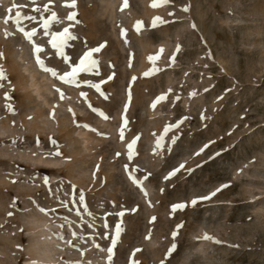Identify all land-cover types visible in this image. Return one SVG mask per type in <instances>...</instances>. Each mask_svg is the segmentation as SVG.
I'll return each mask as SVG.
<instances>
[{
    "label": "rangeland",
    "instance_id": "1",
    "mask_svg": "<svg viewBox=\"0 0 264 264\" xmlns=\"http://www.w3.org/2000/svg\"><path fill=\"white\" fill-rule=\"evenodd\" d=\"M71 3L0 0V264H264V0Z\"/></svg>",
    "mask_w": 264,
    "mask_h": 264
},
{
    "label": "snow or ice",
    "instance_id": "2",
    "mask_svg": "<svg viewBox=\"0 0 264 264\" xmlns=\"http://www.w3.org/2000/svg\"><path fill=\"white\" fill-rule=\"evenodd\" d=\"M32 2L35 3V0H32ZM167 2H168V0H160V3H167ZM23 6L24 5H13V7H23ZM65 6L74 7L75 6V0H72V3L70 5L65 4ZM125 6H127L126 3H125ZM152 6L156 7V6H158V4L153 3ZM36 10L38 11V9H36ZM185 10H187V9H185ZM16 16L19 18L21 16V14L19 12H17ZM30 19H35V17H30ZM52 19H56V15L54 13H53ZM67 19L73 20L74 14H69ZM157 19H159V18H157ZM44 26H45V28H47V26H48L47 22L45 23ZM140 26L141 25L138 22V24H137L138 29ZM26 35L30 39L31 36L35 35V32L33 31L30 33H27ZM72 38L73 37H71V35L69 34L68 29L65 28L62 32H58V33L53 34L51 43H52L53 47H61L68 39H72ZM37 50L39 51L40 49H37ZM99 50H100L99 48H95V49H92V50L84 53V55L82 56V58L79 61V64L76 67H74L71 72L66 73L65 76L75 77V75L78 72L89 71V70H91V68L95 67L98 62L96 60L92 59V54H93V52H98ZM62 54L63 53L61 52V55ZM149 59H154V58L150 57ZM53 74H55V73H53ZM145 74L147 75V73H145ZM61 78L63 79L64 77H61ZM109 79H111V77H109ZM92 87L96 88L97 91H100L99 85H92ZM159 99H164V97L162 96ZM129 147H131V145ZM205 147H207V146H205ZM180 167H183V165H181ZM178 170L179 169L174 170L169 175L170 176L174 175L175 171H178ZM134 182L138 183V181H135V180H134ZM217 191H219V189ZM212 195H215V192L212 193ZM203 199H207V197H203ZM82 200H83V197L81 196V201ZM195 202L196 201H193L192 203L195 204ZM183 207H184L183 204H177V205L173 206V209L175 210L177 208H183ZM119 231H120V228H119V226H117V235L119 234ZM205 238H208V237H205ZM113 243H115V241H113Z\"/></svg>",
    "mask_w": 264,
    "mask_h": 264
}]
</instances>
